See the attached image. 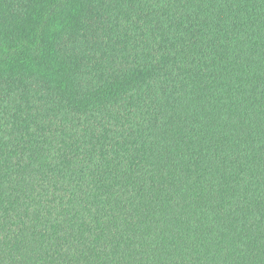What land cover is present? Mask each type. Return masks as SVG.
Masks as SVG:
<instances>
[{"label": "trees", "instance_id": "1", "mask_svg": "<svg viewBox=\"0 0 264 264\" xmlns=\"http://www.w3.org/2000/svg\"><path fill=\"white\" fill-rule=\"evenodd\" d=\"M0 264H264V0H0Z\"/></svg>", "mask_w": 264, "mask_h": 264}]
</instances>
